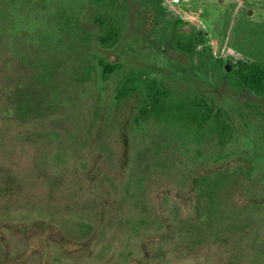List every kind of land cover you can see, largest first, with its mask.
I'll return each mask as SVG.
<instances>
[{
  "label": "rangeland",
  "instance_id": "374dc122",
  "mask_svg": "<svg viewBox=\"0 0 264 264\" xmlns=\"http://www.w3.org/2000/svg\"><path fill=\"white\" fill-rule=\"evenodd\" d=\"M142 3L0 0V91L9 94L12 81L41 62V90L53 87L49 77L58 80L51 98L61 108L52 125L59 136L45 128L32 146L17 137L11 149L12 137L0 131V184L27 192L1 199L0 264H264V97L218 71L217 88L202 90L219 105L211 122L200 127L179 110L134 118L129 97L139 93L143 102L158 82L164 104L189 100V109L199 97L189 93L186 57L161 62L170 81L156 74L147 50L168 32L156 29ZM163 7L167 19H183L182 31L204 30L215 59L237 61L236 52L264 64V0H164ZM110 14L119 19L118 43L96 48L88 31L102 33ZM98 53L119 61V72L99 77ZM15 63L21 70L12 72ZM62 79L72 84L63 89ZM123 87L128 97L116 100ZM36 126L28 127L33 135ZM75 242L84 248L75 251Z\"/></svg>",
  "mask_w": 264,
  "mask_h": 264
},
{
  "label": "trees",
  "instance_id": "16d2710c",
  "mask_svg": "<svg viewBox=\"0 0 264 264\" xmlns=\"http://www.w3.org/2000/svg\"><path fill=\"white\" fill-rule=\"evenodd\" d=\"M99 1L102 2L103 0H99ZM141 1H144V3L142 4L145 5V9L149 11L150 16L154 17V19L152 18L153 19L152 23L155 25L156 28L158 27V24L166 25L167 22L171 23V27L173 29L172 37L174 43L178 45L181 49H183L187 54L192 53L198 47L199 44L208 43L207 34L202 29L195 30L190 35H186L182 31H180L182 24L185 23L181 17H174L173 20L169 21L166 18L167 16L166 9L163 7L164 0H124L125 4L130 3L132 6L135 7L140 6ZM109 16H111V14L105 15V17H108L109 19V25L107 28H104L101 31L102 33L96 31L94 32L88 31L87 29L84 28L88 32H91L94 35H96V41H97L96 48H98L99 46L105 48H113L118 43L120 37V30L117 29V23L119 19L117 17H109ZM100 19L102 21V18ZM207 51H208L207 48H205L203 54L204 58L202 59L203 66L206 71L209 70L208 63L210 61ZM210 53L212 54V57H214L212 49ZM234 54L235 55L232 56H236L237 61L228 58L226 59L227 60L226 62L222 58L219 59L214 58L216 62L220 64L221 71L223 72L225 78L232 77V75L234 74L238 75L239 85L242 88H244L249 92H258L259 95L264 97V64H259L256 62H247L242 60L243 58L240 55H238L236 52H234ZM98 56H99V61L95 63V68L97 72L101 74L98 75L99 77L107 76L106 78H108V76L115 75L117 72H119L118 71L119 61L106 60L103 57H101L99 53ZM31 64L36 67L32 71V74L28 75L23 80L18 79L12 81V84L14 85L11 89V92L9 93L10 95L5 91H0V98L2 99V106H0V123H1L0 131H4L1 136L9 135V137L10 136L12 137L11 149H18L17 148L18 144L17 142L14 141L15 138L17 137H23V139L25 140V144L27 146L28 145L32 146L34 139L36 140V138H41V135H44L43 130L45 128L46 129L50 128L48 129V131L54 132L55 134L57 133L56 135L59 136L57 127H55L56 125L53 122H55L57 118L58 119L60 118L59 112L61 108H59V106L57 105L56 100L54 101V99L51 98V96L53 95L51 93L57 89V85H55V82H57L58 80L54 81L52 77H49L47 79L48 83L49 84L54 83L53 87H51V90L49 91L41 90V80H44L41 76V62H36V63L32 62ZM227 64H229L232 67L231 72L227 71L226 69ZM213 69H215V71H218L217 66L216 68L213 67ZM20 70L21 68L18 66L17 63H15V65H13L12 67V72H16ZM11 76L13 77V75ZM7 79L8 77L6 78V80ZM71 84L72 82L70 79H67V81L66 80L64 81V79L61 80V85H62L61 87H63V89H67ZM151 88H154V86H152ZM94 93L95 91L92 90L91 95H94ZM211 93L214 94L213 91ZM128 95H129V89L123 87L116 91L115 99L121 101L122 99L128 97ZM160 96L161 94H158L157 98L152 100L154 113L157 116H161L162 114L170 115L173 113V111L179 110L184 120L192 119L196 121L197 125L200 126L207 124L208 122H211L214 119L212 112L214 108H217V105H214L211 96L205 95L203 96V100H198V98L192 100L189 109L186 106L188 102L190 103L189 100L188 102H184V104L181 106L177 104H174V106H170L162 103L160 100L161 99ZM132 97L133 96L129 98ZM202 103L204 105L203 107L204 113L201 115L200 106ZM47 118H49V120L51 121L50 124L46 123L45 120H47ZM41 119H45V120H41ZM32 124L37 125L36 128L40 127L38 133L36 134L37 136L33 135L28 131L29 125ZM48 131L46 130L47 134ZM0 156L3 157L2 153L0 154ZM20 156L22 155L20 154ZM7 160L9 161L16 160L18 162L17 169L26 171L25 169L20 167L22 163L19 158L12 156L10 159ZM31 175L33 174L31 173ZM13 178H15V182L13 181ZM9 182H10V186L16 185L17 184L16 177L12 175L10 177ZM9 188L10 187H8V185L1 186L0 184V191H3L0 192V212L2 213L6 211L5 210L6 207L3 206L4 204L3 201H1V199L4 200L6 198H9V195L12 196V194L15 193L18 195L27 193V192L17 191L16 190L17 187H11L12 189H15L13 190L14 192L10 191L11 188L10 189ZM0 220L5 222V220L1 218Z\"/></svg>",
  "mask_w": 264,
  "mask_h": 264
},
{
  "label": "flooded vegetation",
  "instance_id": "af4514ba",
  "mask_svg": "<svg viewBox=\"0 0 264 264\" xmlns=\"http://www.w3.org/2000/svg\"><path fill=\"white\" fill-rule=\"evenodd\" d=\"M168 20L171 21L173 19H168ZM185 24L186 23L182 24L180 31H182V28ZM161 27H162V30H160V31L167 30V32H168L165 34L162 33V35L164 34V36H162V37L165 38L166 40H164V42H162V43L161 42L160 43H154L147 50L148 54L156 61L157 69L158 68L161 69V71L155 70L157 72L156 74L160 78L168 79V81H170L169 80L170 76L168 74H166V72L164 71L165 70L164 66H163V68L161 66L162 63L164 61H167L168 59L176 58L177 55H178V58H176V59H178V60H182V57H186L187 62H184L183 60L182 61L185 63V65H187L188 70L190 71V76L192 77L191 81L194 82V84H193L194 86H191L192 89H190L189 93H191L192 95H195L198 93L199 94L198 100H203L204 91L202 92V90L205 89V85L207 84L210 87V89H212L211 83H213V84H215V89H216L217 88L216 87L217 80L218 79L222 80V78H219V76H218V71L222 72L220 64L218 62H216L214 57H212V54L210 53L211 47L209 46V43L199 44L198 47L192 53L187 54L183 49H181L178 45H176L174 43V40L172 37L173 29L171 27V23L167 22L166 25L160 24L159 29ZM191 27L192 28H191L190 32H184V31H182V32L185 33L186 35H190L195 30H200V28L197 27L196 25H191ZM156 29H158V27ZM159 34H160V32L158 31V35ZM159 36H161V35H159ZM168 43H169V48L166 47V45ZM208 47H210V48H208ZM205 48H207L208 57L210 58V61L208 63V69H209L208 71L205 70V68L203 66V61H202V59L204 58L203 54H204ZM171 54H173V55L170 56ZM157 64H159L160 67ZM216 66H217L218 71H215V69H213V67L216 68ZM162 83H163V81L161 83L158 82L156 84V86H154V88H150L146 93H144L146 97H145L143 102H139V98H138L140 95L139 93H136L133 95L132 99L134 98L136 101L134 104V107H133L134 118H136L135 117V115H136L137 119H138L139 114H141L142 117L147 115L149 112L154 114V107L152 104V100L156 99V97L158 96V94H156L157 92H155V91H156V89L157 90L160 89ZM214 92H216V90ZM191 94H188V95H191ZM124 103L127 104L126 102H124ZM141 103H144V106H141ZM214 105H217V107L219 106L218 104H215V103H214ZM124 107H125V105H124ZM200 107H201L200 112L202 115L204 113L203 103L201 104ZM198 126H200V125H198ZM201 126H203V125H201ZM127 129L128 128L125 127V124H124V129L121 131L122 132L121 136H122L125 143H128V140L131 139L130 134L129 135L126 134ZM195 136L196 135L194 134V137ZM193 138H191V139H193ZM125 148H126L125 152L128 153L127 147H125ZM91 238H95L94 235ZM70 244H74L76 246L75 251H77V252L79 251V249L81 250L84 248L83 245H80V243H78V242L70 243Z\"/></svg>",
  "mask_w": 264,
  "mask_h": 264
},
{
  "label": "water",
  "instance_id": "95a60500",
  "mask_svg": "<svg viewBox=\"0 0 264 264\" xmlns=\"http://www.w3.org/2000/svg\"><path fill=\"white\" fill-rule=\"evenodd\" d=\"M231 68L232 67L229 64L226 66L227 71H231Z\"/></svg>",
  "mask_w": 264,
  "mask_h": 264
}]
</instances>
